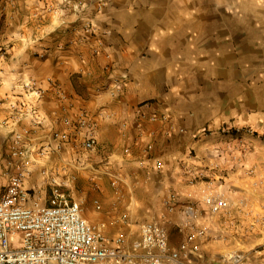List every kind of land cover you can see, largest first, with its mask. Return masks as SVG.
I'll use <instances>...</instances> for the list:
<instances>
[{"label":"crops","instance_id":"0c3cea01","mask_svg":"<svg viewBox=\"0 0 264 264\" xmlns=\"http://www.w3.org/2000/svg\"><path fill=\"white\" fill-rule=\"evenodd\" d=\"M27 81L42 92V123L13 127L9 102L25 99ZM80 111L95 123L98 143L83 157L64 123ZM225 125L258 134L196 138ZM20 128L29 130L25 145L61 146L33 165L32 179L43 167L61 181L73 177L70 189L77 179V189L88 191L80 173L93 174L90 155L107 162L101 173L126 172L131 236L152 209L172 248L188 225L204 231L190 264H232L231 254L264 264V0H0L1 171L10 132ZM63 134L69 142L59 140ZM106 179L86 192L100 210L89 206L85 216L105 223L108 235L126 232L110 211L116 197ZM207 185L228 198L229 216L212 217L193 200ZM189 203L193 218L183 213Z\"/></svg>","mask_w":264,"mask_h":264},{"label":"built area","instance_id":"2783aa9c","mask_svg":"<svg viewBox=\"0 0 264 264\" xmlns=\"http://www.w3.org/2000/svg\"><path fill=\"white\" fill-rule=\"evenodd\" d=\"M86 30L90 32L92 25L88 24ZM20 88L25 99L9 102L13 127L23 119H29L35 127L40 126L42 118L37 103L42 97L41 90L31 81ZM64 123L77 134L78 140L73 146L76 154L80 157L93 154L98 143L92 118L80 111L74 119H66ZM10 133L13 146L5 169L0 170L5 182L0 193V264H190L191 255L197 254L199 248L194 241L196 237H204V231L188 225L190 231L185 241L175 249L169 245L163 218L140 222L136 237L127 232L106 234V224L88 222L81 204L72 199L68 190L73 177L61 181L44 169L38 176L41 183L49 187V195L33 193L40 183L32 181L31 168L49 153L59 152L61 146L25 145L29 135L25 128L12 129ZM238 134L255 135V132L251 128L225 125L216 130H200L196 138ZM59 140L69 142V137L63 134ZM189 175L188 186L196 185L195 178L191 173ZM198 198L193 200L201 202L210 216L230 215L232 204L218 186L207 185ZM169 202L166 199L162 205L171 211ZM95 210H100L97 202ZM183 213L185 217L193 218L197 214L195 203L187 204ZM228 260L232 264H241L239 254H231Z\"/></svg>","mask_w":264,"mask_h":264},{"label":"rangeland","instance_id":"374dc122","mask_svg":"<svg viewBox=\"0 0 264 264\" xmlns=\"http://www.w3.org/2000/svg\"><path fill=\"white\" fill-rule=\"evenodd\" d=\"M255 134L257 135L258 133L255 132ZM263 134H261L262 136ZM264 136V135H263ZM92 155H90L89 159H88V164H92V166H89V168L91 169V173L93 172V174H91L89 176V172L85 171V174L84 173H80L82 174V179H84V181L88 182L89 184V190H82V189H77V179L75 180V187L73 186V188H71L70 190V195H72L76 202H79L81 204V207H82V210H83V214H84V217L86 218V220L92 224H94L93 221H91V219L88 217L85 216V213L88 214L87 212V209L88 207L90 206L92 209H95V199H89L90 195L87 194L86 195V192H98V187H96L98 184H99V177H105L107 178L106 182L105 183V187L107 190L111 191L113 194H115V199L116 201L114 202V204H112L111 208H110V211H112L113 213H115V216H117V219L120 220V222H122L125 226H126V229L124 231H126L128 233V196L125 192H123L124 190V187H126V184H125V181L122 180V176L124 177V179L126 180V177L124 176V174H126V172H121L122 170L120 169H117L116 171H113V170H108L107 173L103 172L101 173L100 171H98L99 169L97 167H105V164L107 162L105 161H102V162H98L97 164H95L93 161L94 159L91 158ZM39 166H41L39 164ZM32 170V169H31ZM44 170L43 167H40L38 168V170L36 171V174L34 176V179H32V181H38L40 183V186H37L35 187L34 190H32L33 193L37 194V195H44L46 194V196L49 195V187L46 186L43 182L41 183V177H39L38 175H40V173ZM102 171H104V169H102ZM126 171V170H125ZM99 172V173H98ZM110 172V173H109ZM84 174V175H83ZM97 178V180H93V178ZM31 181V182H32ZM4 180L3 178L1 177L0 175V193L2 192L3 190V185H4ZM114 184V185H113ZM28 188L30 187L29 186V183H28ZM72 189H73V193H72ZM128 189V187H127ZM85 196V197H84ZM81 198H85V199H81ZM98 202V201H97ZM100 204V202H99ZM154 220H158V218H156V216L154 215V212L153 210L151 209L149 211V215L148 217H145V219L141 222H150V221H154ZM140 223V222H139ZM136 230V229H135ZM134 230V231H135ZM112 235V234H111ZM137 233H134V235L132 237H136ZM246 244H248V242H245Z\"/></svg>","mask_w":264,"mask_h":264}]
</instances>
